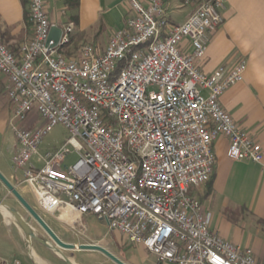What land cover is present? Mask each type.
Segmentation results:
<instances>
[{
  "label": "built area",
  "instance_id": "built-area-1",
  "mask_svg": "<svg viewBox=\"0 0 264 264\" xmlns=\"http://www.w3.org/2000/svg\"><path fill=\"white\" fill-rule=\"evenodd\" d=\"M168 1L126 0L125 25L103 52L84 43L67 56L60 48L75 24L60 27L54 47L58 26L46 0H28L32 38L17 53L0 39L14 166L44 213L83 231L84 217L93 216L120 246L143 247L157 264H264L212 230V214L192 193L211 180L220 137L230 160L263 162L262 146L221 104L244 80L247 62L211 74L199 67L224 23V0H206L179 25L169 21ZM58 125L67 140L42 155ZM71 153L76 162L67 165Z\"/></svg>",
  "mask_w": 264,
  "mask_h": 264
},
{
  "label": "crops",
  "instance_id": "crops-1",
  "mask_svg": "<svg viewBox=\"0 0 264 264\" xmlns=\"http://www.w3.org/2000/svg\"><path fill=\"white\" fill-rule=\"evenodd\" d=\"M205 1L169 0V21L182 24ZM46 9L51 22L59 28L73 22L70 18L76 15L75 34H84L80 45L92 44L103 52L112 35L125 25L128 5L126 0H79L78 9L70 10L65 0H46ZM222 15L224 23L212 36L199 67L211 74L220 66L246 60L244 80L224 93L221 104L238 127L262 146L264 154V0H224ZM0 35L15 53L32 38L33 28L25 22L21 0H0ZM185 47L189 50V43ZM6 85L7 79L0 75V146L12 117ZM228 145L224 137L215 141L217 162L213 179L194 188L192 193L201 200L204 210L212 214V230L228 242L251 249L257 261L264 262V159L261 164L232 161L227 156ZM16 151L17 146L13 157ZM0 172L21 193L22 181L5 167L1 155ZM1 187L0 200L9 202L10 193L3 184ZM10 202L25 217L17 200V204ZM35 233L38 236L37 230ZM33 243L38 246L33 247ZM130 248L148 253L143 247ZM46 254L61 259L41 244L30 242L17 222L0 208V264H55ZM132 255L136 258L133 264H145L143 257Z\"/></svg>",
  "mask_w": 264,
  "mask_h": 264
},
{
  "label": "rangeland",
  "instance_id": "rangeland-1",
  "mask_svg": "<svg viewBox=\"0 0 264 264\" xmlns=\"http://www.w3.org/2000/svg\"><path fill=\"white\" fill-rule=\"evenodd\" d=\"M12 120V117H11ZM41 125V122L38 123ZM68 138L67 130L58 125L53 128V130L45 137L42 145L40 146V153L43 155L48 151L56 150L59 148ZM15 136L12 128V124L6 128L4 135V143L0 146V155L4 161L5 167H7L13 174L15 173L20 182L24 181L23 172L17 170L13 163V154L16 150ZM66 164L72 165L76 162V155L74 153L66 156ZM0 183V190H2ZM20 191L23 196L26 198L27 202L36 210V212L47 222V224L52 228V230L60 237V239L66 243L75 244L77 246L82 244H98L107 248L110 252L116 255L119 259L125 263L133 264L136 262V258L132 254H137L140 257H143L145 264H157L156 259L153 255L148 253H141L138 248L130 247H121L116 246V239L113 235H108V228L104 222L99 221L93 216H85L83 219L84 225L86 226V231L81 230V227H70L62 224L57 221L56 218L44 213L38 206L36 197L33 194L30 186L26 183H22L20 186ZM1 193V192H0ZM8 201L15 202L14 197L10 194V197L7 198ZM11 203V202H10ZM12 204V203H11ZM15 204H17L15 202ZM19 204V203H18ZM27 218L29 215L25 213ZM31 226L37 230L39 236H44L47 238V235L42 229L36 224L35 221L31 222ZM38 236V237H39ZM37 247L38 244L33 243V247ZM30 248L29 253H32ZM73 262L76 264H114L109 259L104 256L98 255L96 253L90 252H73L65 251L64 252ZM48 260L52 261L55 264H65L62 259H57L56 257L49 256L46 254Z\"/></svg>",
  "mask_w": 264,
  "mask_h": 264
},
{
  "label": "water",
  "instance_id": "water-1",
  "mask_svg": "<svg viewBox=\"0 0 264 264\" xmlns=\"http://www.w3.org/2000/svg\"><path fill=\"white\" fill-rule=\"evenodd\" d=\"M62 36V29L59 27H53L50 32V41H53V46H57ZM0 182L8 190V192L17 200V202L23 207V209L29 215L24 218L18 209L5 200H0V208H5L9 215L17 222L28 237L30 242H37L47 249L53 251L59 258H61L65 264H76L73 262L64 252L65 251H92L99 252L105 257L110 259L115 264H127L113 253H111L105 247L98 244H82L75 245L62 241L60 237L52 230L47 222L36 212V210L27 202V200L21 195L19 190L0 172ZM35 221L36 224L46 233L47 238L42 239L35 233V229L31 226V222ZM35 264V263H33Z\"/></svg>",
  "mask_w": 264,
  "mask_h": 264
},
{
  "label": "trees",
  "instance_id": "trees-1",
  "mask_svg": "<svg viewBox=\"0 0 264 264\" xmlns=\"http://www.w3.org/2000/svg\"><path fill=\"white\" fill-rule=\"evenodd\" d=\"M22 5L24 7V19L28 27H32V24L30 22V10H29V4L28 0H21ZM65 4L67 5L68 9L70 10H77L79 7V0H65ZM77 16L73 15L71 16L70 20L76 23ZM4 35V34H1ZM0 35V39L3 41V36ZM84 41V34L82 33H74L70 44L64 47L60 48V51L63 52L67 56H75L78 49L80 48V44ZM19 49V48H18ZM15 53V51H13ZM119 70H117L118 72ZM116 72V73H117ZM214 176V175H213ZM213 176L211 180L208 183H211Z\"/></svg>",
  "mask_w": 264,
  "mask_h": 264
},
{
  "label": "flooded vegetation",
  "instance_id": "flooded-vegetation-1",
  "mask_svg": "<svg viewBox=\"0 0 264 264\" xmlns=\"http://www.w3.org/2000/svg\"><path fill=\"white\" fill-rule=\"evenodd\" d=\"M43 231V230H42ZM108 235H111V234H108ZM38 236H39V234H38ZM40 237V236H39ZM40 238H42V239H45L46 237H44V236H41ZM115 238V237H114ZM116 239V238H115ZM116 246L118 247V246H120L119 244H118V242H117V240H116ZM122 247V246H121ZM107 249V248H106ZM77 251H79V252H90V253H96V254H98V255H101V256H104L103 254H101V253H99V252H92V251H80V250H75V251H73V252H77ZM112 253V252H111ZM116 256V255H115ZM105 257V256H104ZM107 258V257H106ZM108 259V258H107ZM110 260V259H109ZM111 261V260H110ZM112 262V261H111ZM112 263H114V262H112ZM115 264V263H114Z\"/></svg>",
  "mask_w": 264,
  "mask_h": 264
},
{
  "label": "bare ground",
  "instance_id": "bare-ground-1",
  "mask_svg": "<svg viewBox=\"0 0 264 264\" xmlns=\"http://www.w3.org/2000/svg\"><path fill=\"white\" fill-rule=\"evenodd\" d=\"M1 209H2V211H4V212H5V214H7V215L10 217V215H9L8 211H7L5 208H1Z\"/></svg>",
  "mask_w": 264,
  "mask_h": 264
}]
</instances>
